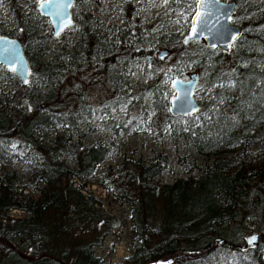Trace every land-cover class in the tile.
<instances>
[{
    "label": "trees",
    "instance_id": "1",
    "mask_svg": "<svg viewBox=\"0 0 264 264\" xmlns=\"http://www.w3.org/2000/svg\"><path fill=\"white\" fill-rule=\"evenodd\" d=\"M16 21L19 31L14 32L31 73L26 84L17 82L0 96V245L11 247L4 246L0 264H118L103 263L92 251L115 220L82 191L113 142H85V125L93 112L109 115L111 109L129 102L127 90L133 86L121 66L153 51L130 44L109 47L87 28V37L70 49H42L41 43L56 36L51 31L37 33L21 16ZM196 44L188 47L180 36L171 34L164 49L178 66L171 76L179 75V67L192 64L200 73L198 81L221 84L200 103L196 112L204 111L206 118L191 126L189 133L198 152L213 158L199 174L171 183L153 181L167 160L162 153L148 162L124 159L119 173L104 171L115 198L130 206L132 250L119 264H158L169 258L164 264H261L264 239L246 248L235 244L242 243L251 230L264 236V159L256 158L261 150L248 149L264 139V12L242 28L228 51ZM29 47L32 51L27 53ZM34 48H39L38 56L49 53L50 57H34ZM103 81L112 98L93 106L85 99L83 85ZM138 88L139 96L148 89ZM58 127L64 132L56 133L49 143L41 142ZM13 137L18 139L21 157L34 159L28 186L35 195L24 194L21 183L6 171ZM236 145L241 146L238 151ZM67 158L73 167L67 165ZM11 208L27 216H9ZM86 226L99 228L93 241L72 250L62 248L61 235ZM20 236L28 245L25 252L12 243ZM216 237L223 240L215 243Z\"/></svg>",
    "mask_w": 264,
    "mask_h": 264
},
{
    "label": "rangeland",
    "instance_id": "2",
    "mask_svg": "<svg viewBox=\"0 0 264 264\" xmlns=\"http://www.w3.org/2000/svg\"><path fill=\"white\" fill-rule=\"evenodd\" d=\"M39 0H2L0 2V32L19 31L16 18L21 16L23 21L36 28L37 33L51 31V26L45 16L36 11ZM237 4L232 13V21L241 28L247 29L250 21L261 12H264V0H236ZM192 0H74L71 6L73 23L55 38L46 39L40 48L57 51L63 46L70 49L73 43L80 38H86L87 30L91 36H98L105 45H132L135 49L152 50V53L136 56L121 67L122 74L126 76L127 83L132 85L128 89L129 102L121 103L117 108L106 113L93 112L85 125V142H113L106 156L99 162L92 174L86 179L83 192L91 194L100 204L102 210L114 217L115 223L112 230L103 236L100 244L93 245L92 251L103 263L124 262L131 253L134 233L131 230L130 206L125 201L115 198L112 189L106 184L107 178L104 171L119 173V165L124 159H139L150 161L156 153L166 155L163 169L153 177L158 183H171L178 177L188 174H199L213 158L212 154L206 155L198 152L189 138L190 128L200 124L206 118L204 111L192 115H172L168 111L169 99L174 95L171 85L172 70L178 66L173 64L169 53L158 55L165 48L167 37L171 34L183 37L189 19L195 7H189ZM250 10L249 13H244ZM179 20V23L177 21ZM128 29L130 36L125 38L121 29ZM15 31V32H14ZM16 36V35H15ZM19 38V37H18ZM203 43L199 39L188 43L194 48L196 43ZM27 53H30V47ZM34 57L48 59L49 53L38 56L39 48H34ZM64 63V62H63ZM191 72H197L192 64L186 68L179 67V75L187 78ZM19 79L14 75L4 73L0 67V96L7 89L17 86ZM225 83V82H224ZM223 83V84H224ZM226 83H232L227 81ZM139 86H147L142 92ZM220 83L206 85L198 81L195 92L199 103L211 98L214 88ZM85 99L93 106H99L107 99L112 98L106 81L100 84L83 85ZM62 127L51 129L43 136L42 143H49L56 133H62ZM18 139L13 137L9 147L11 149L6 171L23 186L24 194H34L28 184L30 180V166L34 159L22 158L17 146ZM234 146V151L240 149ZM248 149L255 153L262 152L256 158L264 159V139L250 144ZM67 165L73 167L71 158L66 159ZM3 168L0 165V173ZM105 182V183H104ZM8 215L12 217H26L21 209L11 208ZM98 227L77 228L70 233L61 235L63 247L72 250L75 245L93 241L98 233ZM24 236L16 237L12 243L16 248L25 252L28 247L23 242ZM8 245H0V259ZM261 264H264V248L259 255Z\"/></svg>",
    "mask_w": 264,
    "mask_h": 264
},
{
    "label": "water",
    "instance_id": "3",
    "mask_svg": "<svg viewBox=\"0 0 264 264\" xmlns=\"http://www.w3.org/2000/svg\"><path fill=\"white\" fill-rule=\"evenodd\" d=\"M73 2L74 0H52L50 4H45L44 7H41L43 0H39L37 2L36 10L40 15L45 16L48 19L51 26V34L53 36H57V32L60 34L73 23V16L71 13V6L73 5ZM69 3L71 6L67 7L66 5ZM234 7L235 2L233 0H221L220 5L218 6L216 15L219 17V23H215V21H213L215 24L213 32L215 33L216 30H219L222 32V35H213L209 34L208 32H199L197 35H192L191 29L195 23V12L198 10L194 8V11L189 19L188 28L182 37V43L185 44L184 40L191 36L192 38L188 40V43L201 39L207 48H217L221 51H228L234 45V42L239 38L242 32V28L239 26V24L232 21V12L234 11ZM57 12H60L61 15L57 16ZM229 17H231V19H229ZM233 35L237 37L235 41L229 39V37ZM213 45L216 46L213 47ZM166 52V49H162L158 52V55L160 56ZM0 66L13 73L21 83L26 84L25 80L28 82L31 73V65L24 51L22 42L15 35H10L6 32H0ZM13 68H15L16 71H13ZM173 81H176L177 83L173 84ZM183 81H192V85L190 86L191 92L189 94L188 105H186V107L194 106L198 110L200 105L195 92L198 82V74L196 72H191L187 78L174 76L171 79L174 95L170 97L168 103V111L172 115L187 116L194 114L197 111L196 110L195 112L186 113L184 109L177 107L175 103L174 97L178 95L183 96V90L189 87L188 85L181 83ZM253 236L256 237L255 240H251ZM262 239H264L263 235L251 230L244 235V241L242 243L235 244V246L238 248H246L248 246L258 244V242ZM222 240L223 239L220 237H216L214 239L215 243L221 242ZM171 259L172 258H169L166 261H161L158 264H164Z\"/></svg>",
    "mask_w": 264,
    "mask_h": 264
},
{
    "label": "snow or ice",
    "instance_id": "4",
    "mask_svg": "<svg viewBox=\"0 0 264 264\" xmlns=\"http://www.w3.org/2000/svg\"><path fill=\"white\" fill-rule=\"evenodd\" d=\"M0 2H2V0H0ZM52 2V0H43V3H41V7H44L45 4H50ZM164 4H168L169 0H163ZM221 0H192V4L189 5V7H195L196 9H198L195 12V23L192 26L191 32L192 35H197L199 32H208L209 34H213V35H222V32H220L219 30H216V32H213V29L215 28V24L213 23V21H215V23H219V17L216 15V12L218 11V6L220 5ZM67 7H70L71 4H67ZM57 16H60L61 13L57 12L56 13ZM229 19H231V17H229ZM177 23H179V20L177 21ZM57 35H59V32L56 33ZM192 37L189 36L184 40V43H188V40L191 39ZM236 36H230L229 39L232 41L236 40ZM216 45H213V47H215ZM231 46V45H229ZM13 71H16L15 68L12 69ZM25 83H27V80H25ZM176 81H173V84H176ZM185 85H188L189 87L184 89L183 92V96H176L174 97L175 103L177 105V107L184 109L186 111V113H191V112H195L197 109L194 106H187L188 105V97L189 94L191 92V85H192V81H183L181 82ZM256 237L253 236L251 238V240H255Z\"/></svg>",
    "mask_w": 264,
    "mask_h": 264
},
{
    "label": "flooded vegetation",
    "instance_id": "5",
    "mask_svg": "<svg viewBox=\"0 0 264 264\" xmlns=\"http://www.w3.org/2000/svg\"><path fill=\"white\" fill-rule=\"evenodd\" d=\"M233 1L235 2V7H236L237 1H236V0H233ZM235 7H234V10H235ZM233 12H234V11H233ZM233 12H232V13H233ZM72 16H73V15H72ZM124 34H125V35H129V31H128V29H126V28L124 29Z\"/></svg>",
    "mask_w": 264,
    "mask_h": 264
}]
</instances>
